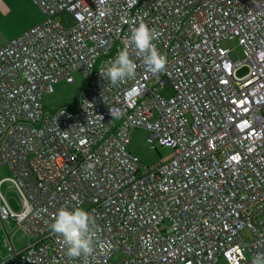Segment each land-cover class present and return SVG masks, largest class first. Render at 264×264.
<instances>
[{"label": "built area", "instance_id": "2783aa9c", "mask_svg": "<svg viewBox=\"0 0 264 264\" xmlns=\"http://www.w3.org/2000/svg\"><path fill=\"white\" fill-rule=\"evenodd\" d=\"M35 3L44 21L0 47V167L20 204L0 185V218L28 240L6 244L0 264H251L264 253V0ZM140 22L157 33L165 73L135 56ZM125 47L136 75L113 86L99 70ZM76 75L77 106L48 115L44 96ZM137 129L171 155L145 168L128 152ZM64 206L94 216L90 257L69 259L50 231Z\"/></svg>", "mask_w": 264, "mask_h": 264}, {"label": "clouds", "instance_id": "9594fccd", "mask_svg": "<svg viewBox=\"0 0 264 264\" xmlns=\"http://www.w3.org/2000/svg\"><path fill=\"white\" fill-rule=\"evenodd\" d=\"M157 33L147 24L140 22L131 29L129 43L135 56L142 60L152 74L158 75L167 70L166 58L161 55L154 41ZM138 64L130 55L128 48H122L106 67L99 72L113 86L119 85L136 75ZM113 119H120L123 113L111 108ZM50 231L61 239L65 255L75 261L90 257L99 243V230L96 220L85 207H60L49 225ZM251 264H264V253L252 258Z\"/></svg>", "mask_w": 264, "mask_h": 264}, {"label": "rangeland", "instance_id": "374dc122", "mask_svg": "<svg viewBox=\"0 0 264 264\" xmlns=\"http://www.w3.org/2000/svg\"><path fill=\"white\" fill-rule=\"evenodd\" d=\"M21 6L18 5L16 10H14L13 15L6 14L9 7H5V11L0 14V45L7 44L12 40L23 35V31L30 27L35 21H43V13L38 6L35 5L34 1L24 0L21 2ZM6 16V17H5ZM64 25L68 26L67 18L65 15H61L58 18ZM40 24V23H38ZM73 22H71V25ZM226 47L236 51L237 55L242 58V50L238 46L237 42H231L225 44ZM248 72V69L239 70L238 75L244 76ZM76 83L70 84L66 81H62L54 86V92L44 96L43 103L46 107V113L48 115L57 112L62 108H75L81 100L85 92V83L80 75L75 76ZM149 134L142 130L137 129L133 131L131 135V141L128 145V152L140 158L145 168H151L159 164L163 159L169 157L172 151L168 148L157 146L153 148L148 143ZM1 141V134H0ZM13 173L11 168L3 167L0 168V182L3 180H11ZM3 193L6 195L10 205L15 211L20 210V204L18 196L13 189V184L11 181H6L2 186ZM12 223V222H11ZM15 226V225H13ZM0 230L7 233H14L8 224H5L0 218ZM3 233V234H4ZM246 237L249 238L248 232H245ZM5 236V235H4ZM7 240V237L5 236ZM124 256L122 254L116 256L113 259L115 264L120 263ZM218 264H228L224 258H221Z\"/></svg>", "mask_w": 264, "mask_h": 264}, {"label": "crops", "instance_id": "0c3cea01", "mask_svg": "<svg viewBox=\"0 0 264 264\" xmlns=\"http://www.w3.org/2000/svg\"><path fill=\"white\" fill-rule=\"evenodd\" d=\"M23 1L24 0H0V14L5 11V7H9L8 8L9 9L8 11H10V10L11 11L8 12L6 14V16L13 15L14 14V10H16V7H18V5L21 6L20 4H22L21 2H23ZM29 1H31V2L34 1V3H35V0H29ZM35 5H36V3H35ZM43 16H44V14H43ZM44 19H45V16L43 18V21H44ZM42 22L35 21L30 27H28L27 29H25V31H23V33L24 34L27 33L32 28L40 25ZM38 23H40V24H38ZM4 45L5 44L0 45V47H2ZM0 144H1V141H0ZM3 167H8V166H2L0 168H3ZM6 181H11V180L8 179V180H5V181L3 180L2 182H0L1 189L3 188L2 186H3V184ZM5 224H8V226L11 228V230L14 233L13 234L12 233H7V235H6L4 233V231L0 230V261H2L6 257V252H5V245L6 244H11L16 249H22V248H24L27 245V242H28L27 237L22 232L21 228L15 222H12V223L11 222H5ZM13 225H15V226H13ZM4 235L7 237V240L5 239V236Z\"/></svg>", "mask_w": 264, "mask_h": 264}]
</instances>
